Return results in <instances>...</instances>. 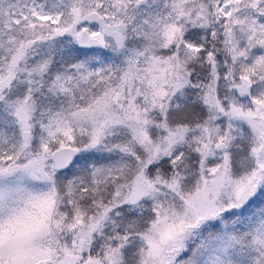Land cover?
Segmentation results:
<instances>
[{"label":"snow or ice","instance_id":"obj_1","mask_svg":"<svg viewBox=\"0 0 264 264\" xmlns=\"http://www.w3.org/2000/svg\"><path fill=\"white\" fill-rule=\"evenodd\" d=\"M0 264H264V0H0Z\"/></svg>","mask_w":264,"mask_h":264}]
</instances>
